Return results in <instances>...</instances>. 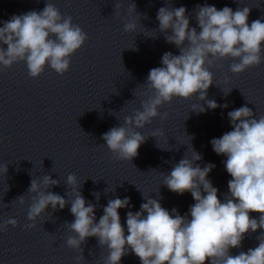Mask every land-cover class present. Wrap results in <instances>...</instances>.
Masks as SVG:
<instances>
[{
  "label": "clouds",
  "instance_id": "1",
  "mask_svg": "<svg viewBox=\"0 0 264 264\" xmlns=\"http://www.w3.org/2000/svg\"><path fill=\"white\" fill-rule=\"evenodd\" d=\"M120 8L121 4H115V15L120 14ZM186 12L184 6L161 7L157 12L158 31L169 44L179 49V55L171 52L162 55V66L150 69L147 76L146 90L141 92L146 99L141 100V108L125 116L123 125L112 127L102 135L117 160L131 161L138 155V149L150 136L146 137L137 129L144 128L157 117L167 120L169 113H161L159 108L165 103L171 104L174 98L190 100L197 97L204 104H194L191 111L198 114L217 107L227 108V104L221 106L215 100L207 99L208 89L214 83L210 68L218 61L231 58L233 63L229 70L233 74L264 62L261 55L264 22L256 19L249 25L251 8L233 11L227 6L218 10L212 5H198L194 14L199 31L197 27H190ZM132 13L141 18L135 3L129 6V18L124 23V31L128 33L136 32L138 27ZM156 31L153 29L154 33ZM87 39V34L80 25L73 23L71 16H63L46 0L41 11L13 15L3 22L0 27V66L11 68L14 63L23 62L32 78L39 77L46 67L63 75L70 68L72 55ZM127 49L138 50L135 44ZM231 90L224 92L222 89L225 96ZM253 116L252 109L247 106L228 112L232 130L210 141L213 151L226 157L223 163L231 176L223 202L218 197L219 190L208 179L215 165L208 163L201 167L197 162L202 159V154L191 145V156L184 154L171 172L164 175L162 183L179 195L191 193L195 203L188 214L182 216L175 208L169 212L158 199L143 195L146 202L141 204L140 210L126 214L125 235L118 210L130 206L129 197L110 199L96 222V205L85 200L75 174H69L66 179L65 184L71 187V192H66L67 200L48 191L60 181L47 174L42 179L31 180L27 193L33 195L27 219L32 223L26 224L25 228H34L37 218L47 213L49 206L55 211L70 204L74 220L65 224L75 235L67 237L66 245L79 250L76 264L84 261L81 246L90 237H96L98 245L107 249L104 264H120L129 251L140 259L141 264H264V232L256 237L258 246L255 248L230 254V249L242 246L250 231L255 233L264 229V115ZM161 135L163 132L156 130L151 137ZM7 171V164L0 166V173L6 175ZM105 192H109L108 188ZM93 195L98 201L100 193ZM13 202L24 205V195ZM252 212L259 213V219L252 218ZM17 224L15 218H9L0 223V231Z\"/></svg>",
  "mask_w": 264,
  "mask_h": 264
}]
</instances>
